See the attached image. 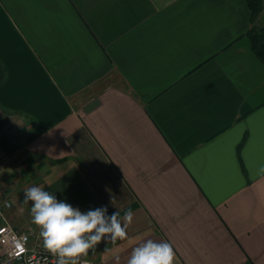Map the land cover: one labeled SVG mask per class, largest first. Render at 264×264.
Wrapping results in <instances>:
<instances>
[{
	"label": "crops",
	"instance_id": "crops-1",
	"mask_svg": "<svg viewBox=\"0 0 264 264\" xmlns=\"http://www.w3.org/2000/svg\"><path fill=\"white\" fill-rule=\"evenodd\" d=\"M246 0H0V200L127 209L93 264H264V63ZM264 24V8L257 20Z\"/></svg>",
	"mask_w": 264,
	"mask_h": 264
},
{
	"label": "clouds",
	"instance_id": "clouds-1",
	"mask_svg": "<svg viewBox=\"0 0 264 264\" xmlns=\"http://www.w3.org/2000/svg\"><path fill=\"white\" fill-rule=\"evenodd\" d=\"M30 202L31 223L39 229L42 247L56 258V264H83L82 257L94 253L102 239L113 244L126 239L127 227L133 220L130 208L125 211L122 222L119 210L111 216L106 206L82 212L39 186L24 191L23 204ZM174 261L171 243L147 239L132 249L127 264H174Z\"/></svg>",
	"mask_w": 264,
	"mask_h": 264
},
{
	"label": "built area",
	"instance_id": "built-area-1",
	"mask_svg": "<svg viewBox=\"0 0 264 264\" xmlns=\"http://www.w3.org/2000/svg\"><path fill=\"white\" fill-rule=\"evenodd\" d=\"M7 204H11L9 200H0V264H56V258L43 249L34 224L18 230L9 222L5 215ZM101 244L102 240L96 248ZM82 261L93 264L88 256L82 257Z\"/></svg>",
	"mask_w": 264,
	"mask_h": 264
},
{
	"label": "trees",
	"instance_id": "trees-1",
	"mask_svg": "<svg viewBox=\"0 0 264 264\" xmlns=\"http://www.w3.org/2000/svg\"><path fill=\"white\" fill-rule=\"evenodd\" d=\"M249 9L251 28L246 32L250 42V48L255 56L264 63V24L257 25L255 21L264 8V0H246ZM2 80V68L0 67V82Z\"/></svg>",
	"mask_w": 264,
	"mask_h": 264
}]
</instances>
